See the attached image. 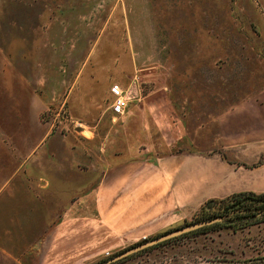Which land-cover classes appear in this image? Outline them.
<instances>
[{
	"label": "rangeland",
	"instance_id": "rangeland-1",
	"mask_svg": "<svg viewBox=\"0 0 264 264\" xmlns=\"http://www.w3.org/2000/svg\"><path fill=\"white\" fill-rule=\"evenodd\" d=\"M188 154L216 164L195 200L264 191V0H0V264H103L200 221L205 201L113 233L95 200L124 164ZM109 264H264V221Z\"/></svg>",
	"mask_w": 264,
	"mask_h": 264
},
{
	"label": "crops",
	"instance_id": "crops-1",
	"mask_svg": "<svg viewBox=\"0 0 264 264\" xmlns=\"http://www.w3.org/2000/svg\"><path fill=\"white\" fill-rule=\"evenodd\" d=\"M209 158L201 154H188L173 156L161 163L135 161L124 164V180H102L96 188L98 213L105 218H101V221L107 225V229L119 232L118 222L128 215L132 216L134 212H142L145 216L141 221L154 227L157 220L196 208L205 200H195L193 192L189 190L197 185V189L203 187L196 177L199 172L207 176L213 170L212 166L216 164ZM242 173L250 175L254 170H245ZM238 174L241 175L236 170L233 173L234 178L239 176ZM178 176L180 177L177 179ZM200 194L202 195V191ZM128 199H131V202H128ZM100 200L115 201L100 203ZM127 204H131L130 207H127ZM112 214L118 216L116 221L112 218L114 222L110 220Z\"/></svg>",
	"mask_w": 264,
	"mask_h": 264
},
{
	"label": "trees",
	"instance_id": "trees-1",
	"mask_svg": "<svg viewBox=\"0 0 264 264\" xmlns=\"http://www.w3.org/2000/svg\"><path fill=\"white\" fill-rule=\"evenodd\" d=\"M259 159L258 163H261ZM200 220L219 217L210 225L189 232L195 234L211 229H234L264 221V191H238L221 199H208L200 206Z\"/></svg>",
	"mask_w": 264,
	"mask_h": 264
},
{
	"label": "water",
	"instance_id": "water-1",
	"mask_svg": "<svg viewBox=\"0 0 264 264\" xmlns=\"http://www.w3.org/2000/svg\"><path fill=\"white\" fill-rule=\"evenodd\" d=\"M220 218L219 217H216V218H211V219H206V220H200V221H197V222H193V223H189L188 225H185L183 227H180V228H177V229H174L172 231H169V232H166L164 234H161L159 236H156L150 240H147L143 243H140V244H137V245H134V246H131L129 248H127L126 250H124L123 252L115 255L114 257L110 258L109 260H107L105 263L103 264H109L111 262H115L117 261L118 259L130 254V253H133L135 251H138L142 248H145V247H148V246H151V245H155L163 240H166V239H170L172 237H176L178 235H181V234H184V233H188V232H191V231H194V230H197L201 227H204V226H207V225H210L216 221H219Z\"/></svg>",
	"mask_w": 264,
	"mask_h": 264
},
{
	"label": "built area",
	"instance_id": "built-area-1",
	"mask_svg": "<svg viewBox=\"0 0 264 264\" xmlns=\"http://www.w3.org/2000/svg\"><path fill=\"white\" fill-rule=\"evenodd\" d=\"M112 92L116 95L115 99L113 100L111 104V109L114 113L121 114L124 112L127 104H128V98L123 96L121 94V90L112 88Z\"/></svg>",
	"mask_w": 264,
	"mask_h": 264
}]
</instances>
